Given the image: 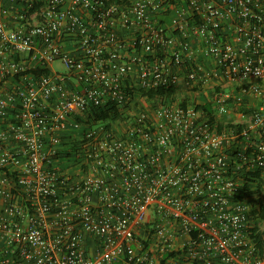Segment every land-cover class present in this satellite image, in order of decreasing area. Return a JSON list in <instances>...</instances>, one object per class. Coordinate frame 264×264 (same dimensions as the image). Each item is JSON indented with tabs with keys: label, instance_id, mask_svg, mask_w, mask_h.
Wrapping results in <instances>:
<instances>
[{
	"label": "built area",
	"instance_id": "obj_1",
	"mask_svg": "<svg viewBox=\"0 0 264 264\" xmlns=\"http://www.w3.org/2000/svg\"><path fill=\"white\" fill-rule=\"evenodd\" d=\"M0 7V264H264V0Z\"/></svg>",
	"mask_w": 264,
	"mask_h": 264
},
{
	"label": "trees",
	"instance_id": "obj_2",
	"mask_svg": "<svg viewBox=\"0 0 264 264\" xmlns=\"http://www.w3.org/2000/svg\"><path fill=\"white\" fill-rule=\"evenodd\" d=\"M28 72L38 75L40 73H49V70L37 68V69H32ZM166 94L173 96L175 94V89L174 88L170 89L168 91V93L164 90H161L158 92L151 91L149 93V96L150 97L165 96ZM128 117H129V115H126L124 113H119L117 110L116 111L107 110V111H102V112H96V113H94V115H91L89 118H92L93 123H98L99 121H104L107 124V127L110 128L112 123L117 122L119 119L128 120ZM60 154H61L60 155L61 159L73 156L69 151L61 152ZM172 255H174V254H172Z\"/></svg>",
	"mask_w": 264,
	"mask_h": 264
},
{
	"label": "crops",
	"instance_id": "obj_3",
	"mask_svg": "<svg viewBox=\"0 0 264 264\" xmlns=\"http://www.w3.org/2000/svg\"><path fill=\"white\" fill-rule=\"evenodd\" d=\"M39 1V0H37ZM2 7H0V15H2L3 17H5L7 20H9L8 22H13V16L14 14H5L2 10H1ZM168 23H170V20L168 21ZM10 24H13V23H10ZM68 48H71V46H69ZM2 76L0 75V95H4L6 94L8 91L11 90V88L15 85L16 83V77L14 76H9L7 79L3 80ZM2 127L1 123H0V128ZM63 144L67 147L68 145H70L68 143V137L66 135L63 136ZM15 142H12L9 147L13 148L15 146ZM64 150H66L65 147L62 148V151L61 152H64ZM65 159V158H64ZM63 160V159H62ZM66 160V159H65ZM59 161V165L61 167V169H77V166L75 165V162H74V165L72 166V164L70 165L68 161ZM0 169H4V168H1ZM2 176H5V173H2L0 171V178Z\"/></svg>",
	"mask_w": 264,
	"mask_h": 264
},
{
	"label": "rangeland",
	"instance_id": "obj_4",
	"mask_svg": "<svg viewBox=\"0 0 264 264\" xmlns=\"http://www.w3.org/2000/svg\"><path fill=\"white\" fill-rule=\"evenodd\" d=\"M53 69L55 70V71H59V72H65L66 71V69H65V67L61 64V62H59V61H57V62H55L54 64H53ZM66 159V160H65ZM64 160L65 161H70L69 162V164L71 165L72 164V166L74 165V158L73 157H71L70 158V160L69 159H67V157L65 158Z\"/></svg>",
	"mask_w": 264,
	"mask_h": 264
}]
</instances>
